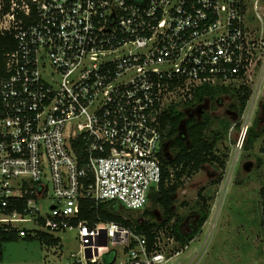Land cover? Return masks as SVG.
Returning <instances> with one entry per match:
<instances>
[{
    "label": "built area",
    "instance_id": "2783aa9c",
    "mask_svg": "<svg viewBox=\"0 0 264 264\" xmlns=\"http://www.w3.org/2000/svg\"><path fill=\"white\" fill-rule=\"evenodd\" d=\"M7 1L0 30L16 48L0 76V229L54 248L75 230L63 264L110 253L117 264V246L123 264H160L157 238L148 252L121 224L80 220L81 203L143 210L162 180V114L203 87L261 86L264 37L244 0Z\"/></svg>",
    "mask_w": 264,
    "mask_h": 264
},
{
    "label": "rangeland",
    "instance_id": "374dc122",
    "mask_svg": "<svg viewBox=\"0 0 264 264\" xmlns=\"http://www.w3.org/2000/svg\"><path fill=\"white\" fill-rule=\"evenodd\" d=\"M244 3L253 37H264V0ZM250 92L243 113L238 111L233 88L218 93L213 100L179 107L187 118L207 116L211 120L205 138L215 141L216 155L225 161V168L216 171L205 165L199 173L183 179L174 200V210L183 219L181 229L189 234L194 230L200 190L208 199V217L183 246L159 232L157 245L161 256L156 261L160 264H264V82ZM251 127H257L260 136L246 149L243 134L245 128ZM218 178L220 182L215 183ZM119 214L135 224L151 221L158 225L163 220V209L150 201L141 211L121 207ZM75 235V230L60 234L61 247L52 249H46L36 239L8 242L4 244L0 264H63L70 261V252L78 251ZM114 249L119 253L117 264H123L126 258L121 248Z\"/></svg>",
    "mask_w": 264,
    "mask_h": 264
},
{
    "label": "trees",
    "instance_id": "16d2710c",
    "mask_svg": "<svg viewBox=\"0 0 264 264\" xmlns=\"http://www.w3.org/2000/svg\"><path fill=\"white\" fill-rule=\"evenodd\" d=\"M4 3L3 13L9 9L8 1ZM16 48L14 36L10 32L0 33V76L4 75V57L8 52ZM230 88L225 87H203L199 89L194 100L183 105L193 107L196 103L201 104L205 99L213 100L218 93L227 92ZM239 104L238 111L243 113L250 98L249 89L242 87L235 90ZM211 120L207 116L201 119L187 118L183 111L175 106H170L160 118V126L163 134L164 147L168 157L162 159V180L157 191L151 192L149 201L156 203L163 209V220L160 224L145 221L135 224L119 214L120 205L117 202H107L95 204L93 201H83L79 213L80 220H87L89 223L114 222L134 231L138 235L145 237L147 251H153L158 233L163 231L177 243L186 245L195 234L202 228L208 217V199L203 197L200 190L197 194L199 208L196 211L197 218L194 223V230L191 234L181 229L183 219L174 210L175 194L183 183L184 178H191L205 165H211L216 171L225 168V161L219 158L215 152V141L205 138V132L209 128ZM183 127V132H182ZM260 136L257 127L247 129L244 147L250 148L253 140ZM173 152V154L171 153ZM221 176V175H220ZM220 182L218 178L215 183ZM148 211L144 213L148 216ZM19 237L16 233L5 232L0 229V262L3 258L4 244L17 241ZM25 240L36 239L45 242L48 246H56L59 239H53L47 235L40 234L37 238H23ZM114 254L110 253L105 257L106 264H111Z\"/></svg>",
    "mask_w": 264,
    "mask_h": 264
},
{
    "label": "water",
    "instance_id": "95a60500",
    "mask_svg": "<svg viewBox=\"0 0 264 264\" xmlns=\"http://www.w3.org/2000/svg\"><path fill=\"white\" fill-rule=\"evenodd\" d=\"M199 112H200V111H199ZM246 131H247V128H245V131H244L243 137L245 136ZM164 149H165V156L168 157V153H167V151H166V148L164 147ZM104 246H105V245H104Z\"/></svg>",
    "mask_w": 264,
    "mask_h": 264
},
{
    "label": "crops",
    "instance_id": "0c3cea01",
    "mask_svg": "<svg viewBox=\"0 0 264 264\" xmlns=\"http://www.w3.org/2000/svg\"><path fill=\"white\" fill-rule=\"evenodd\" d=\"M258 6V5H257ZM245 9H246V13H247V8H246V5H245ZM261 21V20H260ZM0 33H1V30H0Z\"/></svg>",
    "mask_w": 264,
    "mask_h": 264
}]
</instances>
